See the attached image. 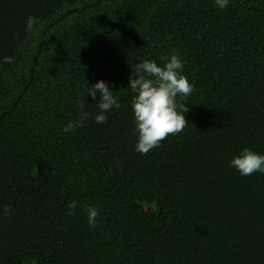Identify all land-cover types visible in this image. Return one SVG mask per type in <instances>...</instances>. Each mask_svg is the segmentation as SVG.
Returning <instances> with one entry per match:
<instances>
[{"label":"trees","instance_id":"16d2710c","mask_svg":"<svg viewBox=\"0 0 264 264\" xmlns=\"http://www.w3.org/2000/svg\"><path fill=\"white\" fill-rule=\"evenodd\" d=\"M173 52L188 124L141 155L131 66ZM100 80L120 109L62 134ZM245 148L264 154V0H0V264H264V174L228 166Z\"/></svg>","mask_w":264,"mask_h":264},{"label":"clouds","instance_id":"9594fccd","mask_svg":"<svg viewBox=\"0 0 264 264\" xmlns=\"http://www.w3.org/2000/svg\"><path fill=\"white\" fill-rule=\"evenodd\" d=\"M217 9H227L231 0H213ZM40 19L29 15L25 20V32L36 35L40 29ZM27 42V41H26ZM162 65L156 60H144L131 66L128 89L134 94L131 99V109L134 117V133L136 134L135 151L141 155L148 154L169 135H176L183 131L188 122L185 114L189 111L184 104L178 103L177 97L186 99L194 91V85L183 74L184 61L179 54L173 52L169 56H161ZM12 57H4L3 63H13ZM97 112L93 115L84 110L85 100L78 107L81 109L77 118L69 121L63 128L62 134H69L85 126L89 118L97 124L107 122V114L113 109H120L121 104L110 85L97 81L89 85L87 81L86 96L91 97ZM85 96V97H86ZM228 166L236 169L241 176L255 173L264 174V154L245 148L233 157ZM68 215H75L78 208L77 201L68 205ZM87 223L89 228L98 226L101 210L94 206H86ZM13 214L10 205L4 206L3 215Z\"/></svg>","mask_w":264,"mask_h":264}]
</instances>
